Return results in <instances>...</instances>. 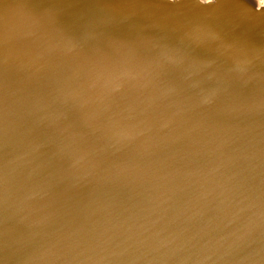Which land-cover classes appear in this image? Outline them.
Here are the masks:
<instances>
[{"label":"water","instance_id":"1","mask_svg":"<svg viewBox=\"0 0 264 264\" xmlns=\"http://www.w3.org/2000/svg\"><path fill=\"white\" fill-rule=\"evenodd\" d=\"M0 264H264V2L0 0Z\"/></svg>","mask_w":264,"mask_h":264},{"label":"snow or ice","instance_id":"2","mask_svg":"<svg viewBox=\"0 0 264 264\" xmlns=\"http://www.w3.org/2000/svg\"><path fill=\"white\" fill-rule=\"evenodd\" d=\"M262 2H264V0H262Z\"/></svg>","mask_w":264,"mask_h":264}]
</instances>
